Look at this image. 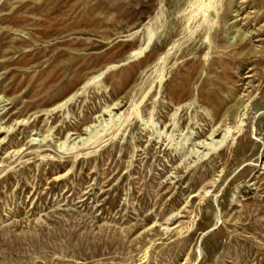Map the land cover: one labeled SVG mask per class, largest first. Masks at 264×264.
Masks as SVG:
<instances>
[{
	"label": "rangeland",
	"instance_id": "374dc122",
	"mask_svg": "<svg viewBox=\"0 0 264 264\" xmlns=\"http://www.w3.org/2000/svg\"><path fill=\"white\" fill-rule=\"evenodd\" d=\"M195 1L0 0V264H264V0Z\"/></svg>",
	"mask_w": 264,
	"mask_h": 264
},
{
	"label": "bare ground",
	"instance_id": "6f19581e",
	"mask_svg": "<svg viewBox=\"0 0 264 264\" xmlns=\"http://www.w3.org/2000/svg\"><path fill=\"white\" fill-rule=\"evenodd\" d=\"M218 3L216 2V1H210L209 3H208V1L207 0H196L195 2H193L192 4H191V6H190V8H189V10L188 11H186L184 14H185V16H186V20H187V22H186V24H189L191 21H195V20H198L200 17H202V16H204V15H207L208 13H213V15H215V18H217L218 19V17H219V11H218ZM208 16V15H207ZM207 19V18H206ZM207 22V21H206ZM191 34H193V33H191ZM155 37H156V33H151V34H149V35H147V37H146V39L144 40V42L141 44V46L138 48V49H136V50H134V51H131L129 54H128V57H127V59H126V61H130V60H132L133 58H137V57H140L141 55H145L147 52H148V49L151 47V45H152V43H153V41L155 40ZM125 61V60H124ZM122 62V61H121ZM159 64H163V62H161V60H159V62H158V65ZM114 67H115V65H111V66H108V67H106L105 69H104V71L102 72V75H104V74H106L107 72H109V71H112V70H114ZM164 72V71H163ZM165 75V74H164ZM101 76H98V77H96L93 81L92 80H90L89 81V83H85L86 85L83 87V90L85 89V88H87V87H91V86H93L95 83H96V81L100 78ZM165 77V76H164ZM163 77V79H165ZM161 78V75H160V77H159V79ZM163 79H161L160 80V82H159V84L161 85L162 84V81H164ZM166 80V79H165ZM97 87V86H96ZM159 88V86H157V89ZM155 89V88H154ZM80 89H79V91H77V92H74L71 96H69L67 99H65L62 103H60V104H58L55 108H53V109H57L58 110V108L60 109V108H62L63 106H65V105H67V104H70V103H72L74 100H75V98H77L79 95H80V93L82 92H80ZM149 91L148 92H146L145 93V95L143 96V98L138 102V103H136V104H134V106L131 108V110H129V113H128V116H127V119H126V121L122 124V126L117 130V132L114 134V136H116V135H118V133L120 134V132H121V129L122 128H124V127H126L127 125H128V123H129V121L133 118V119H137V121H138V123H140V107L142 106V104H143V102L144 101H146L145 99H146V97L149 95ZM160 94V93H159ZM158 94V95H159ZM156 97L157 96H155L154 97V101L155 100H157L156 99ZM148 99V98H147ZM149 100V99H148ZM54 110V111H55ZM155 110V109H154ZM154 110H152V111H154ZM51 111V110H50ZM142 112V111H141ZM154 113V112H153ZM118 116V115H117ZM154 118V117H153ZM116 119V118H115ZM148 120V119H147ZM150 120V119H149ZM152 120V119H151ZM150 120V121H151ZM149 122V121H148ZM153 124V123H152ZM147 126V125H146ZM145 126V127H146ZM110 128V127H109ZM128 130H129V128H128ZM123 133V132H122ZM230 133V130L229 131H227L226 133H225V135L223 136V138L222 139H220V141H217L218 143H215V145H214V143H213V145L212 144H210L209 146H210V148L208 149V152H207V154L206 155H204L203 157L205 158H207V156H209V155H212V154H215L217 151H218V149L220 148V147H223L226 143H227V140H228V134ZM118 137V136H117ZM93 139V138H92ZM116 139V138H115ZM95 140V139H94ZM90 141H91V139H90ZM97 142V141H96ZM103 145V143H101L97 148H98V150L100 149V147ZM63 147H65V145L63 146ZM72 150V149H71ZM93 154V153H92ZM78 157V156H77Z\"/></svg>",
	"mask_w": 264,
	"mask_h": 264
}]
</instances>
